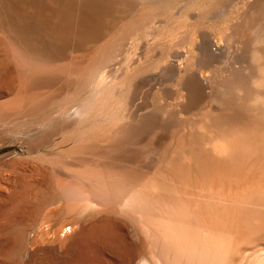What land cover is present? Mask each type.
Instances as JSON below:
<instances>
[{
	"label": "bare ground",
	"instance_id": "6f19581e",
	"mask_svg": "<svg viewBox=\"0 0 264 264\" xmlns=\"http://www.w3.org/2000/svg\"><path fill=\"white\" fill-rule=\"evenodd\" d=\"M129 1L145 2L0 0V81L7 78L1 73L7 65L19 82L16 97L0 103V130L20 127L19 145L49 157L29 168L48 189L50 209L28 240L23 258L57 264L81 239L95 237L96 247L111 264H237L245 256L250 196L239 143L176 140L171 151L167 148L156 156V151L142 150L138 143L149 128L147 117L141 128L112 130L103 143L98 140L101 131L81 127L96 103L84 97L73 113L63 106L55 114L44 110L65 90L72 93L76 86L85 87L84 79L67 78L69 70H76L85 55L97 59L105 42L133 17L134 13L128 16ZM200 41L193 42L192 49L196 47L202 65L211 61L216 45L207 33H201ZM185 59L184 52L171 50L167 64L181 70ZM191 77L188 93L196 99L205 87ZM96 102L98 107L100 99ZM90 133L96 138L85 140ZM55 136L66 141L57 143ZM171 153L175 157L167 161Z\"/></svg>",
	"mask_w": 264,
	"mask_h": 264
},
{
	"label": "rangeland",
	"instance_id": "374dc122",
	"mask_svg": "<svg viewBox=\"0 0 264 264\" xmlns=\"http://www.w3.org/2000/svg\"><path fill=\"white\" fill-rule=\"evenodd\" d=\"M128 5L132 9L128 16L134 13V18L126 20L122 30L105 42L97 59L93 54L85 55L83 62L74 66H79L74 70L76 74L69 70L67 78L72 82L84 79L82 91L76 86L72 94L66 88L63 96L49 102L44 110L73 113L85 98L96 103L81 127L101 131L98 140L103 143L109 141L112 130L131 125L141 128L147 117L149 128L138 143L142 150L156 151V156L167 148L171 151V143L176 140L200 145L215 140L239 143L240 158L245 160V188L250 196L246 205L245 256L236 263L264 264V103H252L255 97H264V0H145L129 1ZM202 32L216 46L211 61L201 65L192 43L201 42ZM171 50L185 53L181 70L167 64ZM6 66H2L1 73L8 79L0 81V103L19 93L17 74L12 66ZM191 75L205 87L196 99L188 93ZM90 93L95 96L91 98ZM11 127L0 130V264H34L23 255L50 206L48 189L29 168L49 157L44 152L26 151L17 142L21 128ZM59 136L53 140L66 141ZM89 137L96 138L90 133L85 140ZM174 157L168 154L167 161ZM76 248L68 258L62 254L57 264H71L73 260L72 264H111L96 247L95 237L81 239ZM80 258L86 261H77Z\"/></svg>",
	"mask_w": 264,
	"mask_h": 264
},
{
	"label": "clouds",
	"instance_id": "9594fccd",
	"mask_svg": "<svg viewBox=\"0 0 264 264\" xmlns=\"http://www.w3.org/2000/svg\"><path fill=\"white\" fill-rule=\"evenodd\" d=\"M252 103H253V105H258V104L264 103V97L257 96L254 98Z\"/></svg>",
	"mask_w": 264,
	"mask_h": 264
}]
</instances>
